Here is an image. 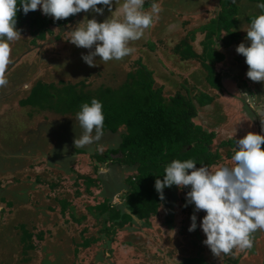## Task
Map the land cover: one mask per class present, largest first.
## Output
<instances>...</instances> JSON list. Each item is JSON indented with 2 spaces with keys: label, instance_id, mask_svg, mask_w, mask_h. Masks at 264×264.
Instances as JSON below:
<instances>
[{
  "label": "trees",
  "instance_id": "16d2710c",
  "mask_svg": "<svg viewBox=\"0 0 264 264\" xmlns=\"http://www.w3.org/2000/svg\"><path fill=\"white\" fill-rule=\"evenodd\" d=\"M249 2L220 0L221 10L203 28L206 32L203 52L199 53L194 49L193 41L196 38L194 33L190 38L186 37L173 48V52L179 54L182 61L195 59L200 62L205 74L203 83L206 90L200 88L197 92V85L193 87L189 85L190 79H192L189 75L180 74V70L179 72L178 69L166 65L173 75L179 74L182 79L177 84L178 88L170 89L165 74L157 71L153 62L148 61L150 63H147L143 54L135 55L130 65L124 64L125 60L118 64L113 61H102L96 70L100 72L110 65L111 70L113 69L117 76L115 73H113L115 76L112 73L106 75L101 71L103 82L95 86L86 80L46 82L36 78L33 81L29 95L22 99L20 104L24 107L31 106L51 112L60 116L59 120L72 119L74 126L79 125V123L76 124L78 121L75 117L81 110L82 104H90L93 98L103 104L105 120L104 135L101 140L84 147H76L73 144V148H68V151H64L61 156H59L60 153L52 154L49 161V164L53 166L52 161L59 156L58 159H61L59 164L63 165L53 167H56L60 173L76 178L77 184L80 179H83L89 193L92 192L93 186H101L102 200L97 204L87 205L86 213L81 217L76 215L75 207L69 201L64 199L60 201L64 215L69 210L68 214L77 223L92 216L101 225L98 227L97 233H92L90 236L85 235L88 228L83 229L82 239L75 241L73 255L76 259L84 258L83 253L94 246L99 252L92 264H122L128 258L132 259L131 251L137 250L138 245L132 240H127V234L131 233L130 229L134 225L151 226L150 220L153 217H158L161 208H163L168 209L169 215L167 214L165 220L170 231L174 230L173 216L179 198V189L190 191V186L178 188L173 185L170 188H164V199H160V195L155 189V181L157 178L163 180L164 169L167 165L175 159L181 161L192 159L197 163V168L204 165L210 168L225 158L233 157L234 151L230 150L224 155L223 149L228 146L237 147L235 141L239 140V137H235V141L232 138L221 140L216 130L199 123L197 118L206 105L216 103L220 109L225 106L216 102L220 95L208 92L209 87L222 94L225 92L223 77L217 67L226 60V54L219 51L216 45L224 41V45L230 47L237 42L240 43L243 36H247V29L243 24L246 23L250 27L251 20L261 14L259 8L256 11H250V9L256 8V5L262 0H249ZM146 6H149L148 2ZM78 15L80 13L55 20L52 16L42 14L38 9L30 11L27 15L23 14L20 9L17 12L16 27H29L33 36L30 43L36 45L39 41L46 40L50 33L54 32L55 35L53 27L67 26ZM56 37L60 39L61 34L57 33ZM69 39L68 36L66 38L68 43ZM147 47L156 51V45ZM75 50L81 55L84 54L77 48ZM56 53L55 49L47 48L44 58ZM68 53L67 51L62 55ZM129 55L134 56L131 53ZM243 100L245 102L244 98ZM247 109L253 117L252 110ZM60 122H56L55 125ZM56 126L58 127V125ZM79 128L81 127L68 130V133L63 137H60L63 133L61 135L58 133L59 136L56 139L61 142L65 139L68 142L71 136L82 134ZM64 129L66 128L64 127ZM257 134L264 135V123L260 125ZM106 145L108 147L103 150L102 147ZM64 147L62 148L64 149ZM79 155H89L94 164V171L96 175L98 174L97 177L85 174H78L76 177L75 164ZM103 166H107L115 175H109L110 177L106 178L102 172L100 173ZM39 182H41L40 178L36 180V183ZM56 184L53 182L51 186L56 188ZM124 191L123 202L115 203L114 196ZM79 194L81 192L78 191ZM2 201H5L9 207L13 205L5 198H2ZM185 204L186 196H183L182 210L193 215L195 205L189 204L186 207ZM69 206L72 207L69 209ZM3 208L0 210V215L10 213L11 209L8 210L5 206ZM22 217L24 216L15 215L13 222L8 217H0V233L5 236L0 240V258L4 264H14L15 261L16 264H18L17 262L20 264V261L32 263L34 254L41 253L35 238L37 236L39 240H45L46 231L41 230L35 234L28 228L26 222H18ZM198 236L200 237L199 234ZM199 240H202V237ZM257 241L258 238H253L254 245ZM29 252L33 255L30 256ZM108 252L111 255H107ZM44 254L41 260L43 264L50 262V264H56V261H51V258H56L60 254L62 256V252L51 253L49 249L45 248ZM21 255H23L22 258ZM64 257L65 255L62 260ZM153 262L156 263L155 260ZM207 262L198 252L197 255L182 257L179 264H208ZM225 264H240V260L238 257L230 255Z\"/></svg>",
  "mask_w": 264,
  "mask_h": 264
},
{
  "label": "rangeland",
  "instance_id": "374dc122",
  "mask_svg": "<svg viewBox=\"0 0 264 264\" xmlns=\"http://www.w3.org/2000/svg\"><path fill=\"white\" fill-rule=\"evenodd\" d=\"M118 1L119 0H113L111 10L106 6L98 5V7H104L102 15L92 10L87 12L81 11L80 15L65 26V28L59 29L53 27L52 29L55 31V35L58 33L61 34V37L56 43H51V48L55 49L57 53L48 58L40 56L37 54V51L34 50L35 45L30 43L33 36L29 27H17L20 32V37L11 42V63L6 71L8 83L0 87V210L4 209V206L8 210H11L9 214L4 213V215H0V217H8L13 222L15 215H21L24 217L18 222H26L28 228L35 234L39 233L41 230L46 231L45 240H39L37 236L35 238V242L38 244V249L41 253L34 254L36 257L34 256L32 263L20 261V264H43L41 260L45 255L44 248L49 249L51 253L54 251H58V253L62 252V256L60 254L56 258H51V261H56V264H92L99 252L96 250V246H94L83 253L84 258H75V255H73L76 245L75 241L82 239L83 229L88 228L85 235L90 236L92 233H97L98 227L101 225L98 220L94 219L92 216H88L82 222L77 223L76 220L68 214L69 210L66 211L64 215L60 201L62 199L69 201L70 204L75 207L76 215L81 217L86 213L85 208L87 205L97 204L102 200L101 186H93L91 188L92 192L89 193L86 190V184L83 179H80L77 184L75 182L76 178L65 173H60L56 167H53L63 165L59 164L61 159H58V157L61 156L64 151H68V148L72 149V146H74L73 144H75V139H79L81 134L71 136L70 139H68L69 144L65 139L61 142L57 140L56 137L61 135V133L63 134L60 137H63L68 133V130L77 129L80 125H72V119L59 120L60 116L48 111L39 110L31 106L24 107L20 104V101L29 95L33 81L36 78H40V80L46 82H59L61 80L77 82L86 80L92 86H95L103 82L100 74L101 71L105 72L106 75L111 73L114 75L113 73L115 72H113V69L111 70L110 65L100 70V72L97 71V68L103 61L99 56L95 57L96 66L90 67L83 61L81 53L75 52V48H77L84 53V55H87L89 52L95 50V45L92 49H85L77 47L71 42L68 43L66 38H68V36L71 38L72 31L78 26L86 25L87 19L95 18L98 22H103L106 19L114 18L118 5L121 3L118 4ZM164 1L166 6L171 7L173 5L168 11L165 9L161 10L166 14L168 19L170 16L181 15L184 8L195 9V7L198 8L199 6L206 5L203 3V0ZM242 1L249 2V0ZM147 2L149 5H152L156 0H146V3ZM188 4L189 6H186ZM219 9L220 4L212 11L211 15H216ZM256 9H258L257 5L256 8H251L250 11H256ZM38 10L40 9L38 8ZM177 10H180L181 13L177 14ZM80 23L81 25H79ZM173 25L176 27L175 22ZM243 25L244 28L248 30L249 26H247L246 23ZM154 29H156V27H154ZM170 30V28L166 27L167 36L170 35ZM190 34L191 33H188L187 35L190 36ZM159 37L158 31H156L155 33H151L150 38L146 39L142 36L139 40L130 41V43L134 45L131 47L133 49L131 54L134 56L127 55L121 60L110 61L118 64L125 60L124 64L128 63L130 65L135 55L140 56L144 54L142 47L139 48L138 44L147 43V45L150 46L156 45V50H160ZM241 40L246 46L250 45L247 36H243ZM130 43L129 45H131ZM222 43L225 44L224 41L220 42V44ZM240 43L237 44L239 45ZM43 45H50V42L47 43V41H45ZM238 45H235V47L237 48ZM38 47L39 45L37 48ZM67 51L69 52L68 54L62 55V53L65 54ZM63 58L67 59L64 60ZM232 72H234L233 76L229 75L231 79H233L232 83L235 85V88H237L236 94H239V98L243 101L244 105H246L245 103H249L250 106L248 105L245 107V112L249 113L247 108L252 110L256 129L258 130L257 125L260 128V125L264 123V82L253 84V81H251L252 83L249 84V82L244 81V75L239 68L233 69ZM115 75L117 76V73H115ZM166 82L169 84L170 89L178 88L177 84L179 82L175 77H168V81L166 80ZM189 85L193 87L196 85V82H193L191 79ZM235 88L233 87L232 90L235 91ZM226 92L229 93L228 90ZM243 98L247 100V102H244ZM225 103L227 104L228 102ZM232 104L234 103L232 102ZM235 114H238L237 109H234L231 115ZM249 116H251L250 113ZM214 117L217 119V122L222 121V118L219 117L218 114H215ZM209 120L211 119L209 118ZM58 121H61L56 124L59 128L55 125ZM206 122L208 123L209 121H204V123ZM77 123L79 122H76V124ZM64 127L66 129H64ZM60 128L63 129L61 130ZM239 128L241 127L231 125V127L224 130L222 135H220V139L225 140V138L230 137L231 134L238 136L237 129ZM79 130L83 131L81 128H79ZM230 138L234 141L236 139L233 136ZM63 146L66 148L64 147L63 149ZM107 147V145L103 146L102 149L104 150ZM230 150L235 153L238 149L237 147L231 148V146H228L223 149L224 155ZM54 153L60 154L55 158L56 160L54 159L52 161L53 166H51L49 161L51 155ZM223 166L233 167L235 166V161H233L232 158H225L221 160L219 164L210 167V170L215 171ZM75 168L77 170L76 177L78 174L90 175L92 177H97L98 175H96L94 171V164L89 155H79ZM101 172L106 178L115 175L107 166L101 167L100 173ZM38 178L41 179V182L36 183ZM53 182L57 183L56 188L51 186ZM78 191L81 192V194L78 195ZM124 193L125 191L114 196L113 200L115 203L120 204L123 202ZM186 193V190L179 189V198L173 216L175 225L174 230L170 231L165 220L169 212L168 209L165 210L163 208H161L158 217H153L150 220L151 226L143 227L134 225L133 228L130 229L131 233L127 234V240H132L134 243L136 242L138 249L131 251L132 259L128 258L122 264H169L170 262L175 264L179 258L197 255L198 252L203 255L205 260L208 261V264H225L226 259L230 255L238 257L240 264H264V230H258L253 234V238H258V241L255 245L253 244L251 249L242 250L237 247L234 248L231 253H222L219 256L212 253L210 248L203 243L206 239V235L200 227L202 218L206 215L205 211L200 210L195 213L197 215V229L192 232L188 230L192 222L190 219L192 215L182 210V197L186 196ZM2 198L7 199V201L13 203V205L9 207L5 201V203L3 201L1 202ZM72 206L68 208L70 209ZM198 234L202 237V240H199L200 237ZM4 237V234L0 233V240ZM29 255L32 256L33 254L29 252ZM64 255L65 257L62 260ZM107 255H111V253L108 252ZM22 257L23 255H21V258ZM154 260L156 263L153 262ZM17 263L19 264V262ZM0 264H4L2 258H0ZM14 264H16V261Z\"/></svg>",
  "mask_w": 264,
  "mask_h": 264
},
{
  "label": "clouds",
  "instance_id": "9594fccd",
  "mask_svg": "<svg viewBox=\"0 0 264 264\" xmlns=\"http://www.w3.org/2000/svg\"><path fill=\"white\" fill-rule=\"evenodd\" d=\"M145 2L124 0L122 18L103 22L87 19L86 25L75 28L69 39L71 43L85 49L95 45L94 51L82 54L83 61L95 67L96 56L107 62L129 55L133 51L129 42L139 40L161 11L158 3H152L151 10L145 11ZM112 4L113 0H0V87L8 83L6 71L11 63V42L20 37L16 27L18 10L22 9L27 15L39 8L42 14L60 20L89 10L102 15L104 7L98 5L111 10ZM257 7L261 14L251 20L246 31L250 46L241 42L236 51L246 58L247 77L254 82H264V0ZM75 119L83 130L74 141L76 147L101 140L105 120L102 102L93 98L90 104H82ZM235 142L238 150L232 157L233 167L223 166L212 171L206 165L197 168L192 159H175L164 169L163 180L155 181L161 200L166 187L190 186L185 206L194 204L195 208L188 230L197 229L195 213L205 211L200 224L206 235L203 243L216 256L229 254L237 247L251 249L253 234L264 230V135L250 132Z\"/></svg>",
  "mask_w": 264,
  "mask_h": 264
},
{
  "label": "crops",
  "instance_id": "0c3cea01",
  "mask_svg": "<svg viewBox=\"0 0 264 264\" xmlns=\"http://www.w3.org/2000/svg\"><path fill=\"white\" fill-rule=\"evenodd\" d=\"M123 2L124 0L118 1V4L119 3L120 4L118 5V9H117V12L114 18H117V17L122 18ZM155 3H158L160 5L161 10L165 9L168 11L171 9V7H173V5L171 7L166 6L164 0H156ZM203 3L206 5L199 6L198 8L195 7V9L184 8L183 13H181L180 10H177V14L181 13V15L178 14L179 16L178 15L170 16L169 19L167 18L166 14L162 11H160L158 15L154 17L153 24L144 31L143 37L146 39L150 38L152 32L155 33L156 31H158V36H160L158 39H159L161 51L160 50L152 51L151 49L147 47L148 46L147 43L138 44L139 45L138 47H142L144 51L143 55L145 56V60L147 61V63L153 62L154 68L156 67L155 69L157 71L159 70V72H162V74H165V78L167 81H168V77H175L176 80H178V82L182 80L179 74L173 75L169 71V67L173 69L174 68L178 69V71L179 70L181 71V72L179 71L180 74L184 73L186 75H189L192 78V81L196 82L197 92L200 88L202 90L205 89V86L203 83V77L205 76V74L200 66V62H198L195 59H189L186 61H182L180 58V55L173 52V48L179 43H181L182 40H184L186 37L190 38L194 33V35H196L195 36L196 38L193 41L194 49L196 52H199V53L203 52V48H204L203 41L206 37V32L203 30V28L215 16L211 14H212V11L217 7V5H219L220 0H203ZM186 6H189V4ZM144 10L150 11L151 5L146 6L145 4ZM220 10H221V7L219 11ZM174 22L176 24V27L173 25ZM154 27H156V29H154ZM166 27L171 29L169 36H167ZM188 33H191L190 36L187 35ZM237 43H235L234 45L230 47H226L223 43L222 44L218 43L216 45V48L218 50L226 54V60L221 62L217 67L218 71L222 73V77H223L226 90L224 94H222L218 90L209 87L208 92H210L211 94L214 92V94L220 95V97L218 98V100H216V102L218 101L220 105L224 104L225 106L221 107L220 109V106L218 107L216 103L206 105L204 108H202V111H200V115L198 116L197 121L205 125L208 128H211L213 130L217 129L216 131L219 132V135H222L224 130H227L229 127H231V125L233 126L237 125V127H241L237 129L238 136H234V134H231L230 137L232 136L236 138L239 137L240 139L246 136L250 132L257 133V129L255 125V120H252L251 117L249 116V113L245 112L246 110L245 105L243 101L239 98V94L238 93L236 94L237 88H235V85L232 83L233 79H231L230 77V75L233 76L234 74V72H232L233 69L239 68L240 71L244 73L245 71L246 73L248 71L247 69L248 67H246L247 65L245 66L242 65L243 64L242 59L244 56L241 54H238L236 51L235 45H238ZM130 44L131 45H129V47L134 46L132 43ZM166 65L169 67H167ZM246 73L243 75L246 76ZM244 81L246 82L247 80L245 79ZM198 83H201V84L198 85ZM233 87L235 88V91L232 90ZM227 90L229 91V93L226 92ZM225 102H228V103L226 104ZM232 102L235 105L232 104ZM234 109L238 110V114L231 115L234 112ZM215 114H218V116L222 118V121L217 122V119H215L214 117ZM209 118L211 120H209ZM204 121H209V122L204 123ZM257 128L259 129L258 125H257ZM225 133H229V132H225ZM181 260L182 258H179L175 264L177 263L179 264Z\"/></svg>",
  "mask_w": 264,
  "mask_h": 264
},
{
  "label": "flooded vegetation",
  "instance_id": "af4514ba",
  "mask_svg": "<svg viewBox=\"0 0 264 264\" xmlns=\"http://www.w3.org/2000/svg\"><path fill=\"white\" fill-rule=\"evenodd\" d=\"M82 23V22H81ZM63 28H65V26L64 27H61V28H59V29H63ZM57 35V34H56ZM56 35H54V32H52V34L50 33L48 36H47V39L46 40H43V41H39L36 45H35V51H37V54H39L40 56H44V54H45V51H46V49L47 48H50L52 45H51V43L52 42H55L56 43V41H59L60 39H58L57 37H54V36H56ZM45 41H47V43L48 42H50V45H46L45 47H43L44 45V42ZM39 45V47L37 48V46ZM43 45V46H42ZM45 57V56H44ZM243 64L242 65H247L246 64V58L245 57H243ZM246 67H249L248 65L246 66ZM248 69V68H247ZM243 74H245L246 73V71H245V73L244 72H242ZM247 80L248 82H249V84H251L252 82H250V81H252L250 78H248L247 77V75L246 76H244V80ZM259 82H253V84H258ZM245 102H247V100H245ZM247 106L249 105V103H245ZM250 106V105H249ZM251 117V119L252 120H254V115H253V117L252 116H250Z\"/></svg>",
  "mask_w": 264,
  "mask_h": 264
},
{
  "label": "water",
  "instance_id": "95a60500",
  "mask_svg": "<svg viewBox=\"0 0 264 264\" xmlns=\"http://www.w3.org/2000/svg\"><path fill=\"white\" fill-rule=\"evenodd\" d=\"M46 45H44L43 47H45Z\"/></svg>",
  "mask_w": 264,
  "mask_h": 264
}]
</instances>
